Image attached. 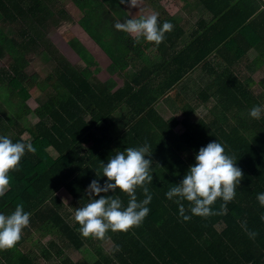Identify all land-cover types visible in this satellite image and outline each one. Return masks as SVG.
Returning a JSON list of instances; mask_svg holds the SVG:
<instances>
[{
	"label": "trees",
	"instance_id": "trees-1",
	"mask_svg": "<svg viewBox=\"0 0 264 264\" xmlns=\"http://www.w3.org/2000/svg\"><path fill=\"white\" fill-rule=\"evenodd\" d=\"M54 1L0 0V135L13 143L31 142L37 150L22 157L19 170L9 174V191L0 197V213L10 215L18 204L31 213L30 226L23 230L21 240L14 248L0 251V264H38L35 250H26L23 236L26 240L39 229L53 236L40 246L43 256L53 264H260L264 206L257 196L264 193V114L257 120L250 111L254 106H264L263 1L190 0L198 2L202 10L191 25L194 31L185 35L179 27L181 20L174 17L181 3L160 6L156 11L160 26L165 21L173 25L169 36L165 33L164 42L171 44L160 62L176 66V71L170 79L155 83L151 67L138 71L125 68L153 43L143 38L136 43L129 34L115 29L117 21L123 23L130 18L124 4L119 0H59L60 19L70 18L65 4H75L82 14L78 23L112 58L109 71L125 80L124 86L114 92L113 80L102 84L90 77L92 57L70 30L62 34L87 67L76 69L65 57H55L47 50L41 71H26L33 51L51 43L45 38V28L51 15L48 5ZM183 6L190 8L189 4ZM179 42L184 44L180 51H169ZM40 51L41 55L44 51ZM249 53L254 54L252 59ZM8 58L9 64L1 66ZM120 62H124L122 66ZM157 69L163 70L153 66L152 71ZM198 70L205 73L207 84L200 85L195 95L198 102L192 106L179 88ZM254 73L261 77L254 78ZM30 93L38 102L35 109L26 103L32 97ZM169 96L175 97V104L170 106L182 112V118L176 114L166 118L156 107L162 98L168 102ZM205 106L210 108L209 113L191 121L195 109ZM32 112L38 121L29 124L27 116ZM179 125L184 131H176ZM214 141L235 157L243 179L235 199L227 204L226 215H193L184 200L185 215L191 217L185 221L177 198L170 200L166 193L196 163L199 149ZM145 144L152 152L146 156L152 160L153 173L152 183L146 185L153 197L147 205L149 214L139 227L128 232L109 230L103 241L84 238L57 192L65 188L75 199L76 209L85 206L90 202L87 190L92 180H98L101 186L107 181L96 170L102 175V164L118 152ZM49 146L56 156L47 151ZM100 195L119 196L124 207L129 201L119 189ZM136 195L138 201L145 198L142 188H137ZM223 203L218 198L213 211H220ZM250 232L257 233L255 238L249 236ZM107 240L113 241L109 252L101 246ZM66 248L69 250L64 252ZM79 251L89 257L97 252L98 258L90 262L77 256L75 252Z\"/></svg>",
	"mask_w": 264,
	"mask_h": 264
},
{
	"label": "clouds",
	"instance_id": "clouds-1",
	"mask_svg": "<svg viewBox=\"0 0 264 264\" xmlns=\"http://www.w3.org/2000/svg\"><path fill=\"white\" fill-rule=\"evenodd\" d=\"M119 3L129 8H140L141 0H119ZM114 27L129 34L136 43L143 38L149 43L159 45L165 39V33L172 30L173 25L165 21L160 26L157 14H144L128 18L123 23L117 21ZM262 114L264 106H254L250 111V116L257 120L262 118ZM52 149L55 151L53 147ZM36 151L31 142L13 143L9 137L0 135V197L9 191L11 183L9 174L19 170L22 157L26 152L35 154ZM151 154L150 146L147 144L138 148L127 147L109 159L107 164H102V175L96 170L97 175L106 176L107 181L101 186L98 180H92L87 190L90 202L77 208L74 213V219L80 225L79 231L84 238L92 237L103 241L108 238L109 230L128 232L143 223L150 212L147 205L153 198L146 186L153 181V173L150 171L152 160L146 158ZM195 160L196 163L189 168L183 180L166 193L167 198L170 200L177 198L180 215L185 221L191 217L185 215L186 209L182 203L184 200L189 202L188 210L193 215L201 217L226 215L227 204L235 199L236 188L243 179L242 169L237 167L235 157L226 153L225 146L216 141L201 147ZM137 188L143 189L145 198L142 201L137 199ZM117 189L129 197L126 207L119 196L100 195L110 191L116 192ZM97 196L98 199L95 198ZM218 198L224 203L220 211H213L212 205ZM257 199L261 206H264V193L258 194ZM30 216L31 213L24 210L23 204H18L10 215L0 213V251L16 246L22 238L23 230L30 226ZM256 235L255 232L249 233L251 238H255ZM116 250L119 251V247ZM263 251L260 264L264 262ZM246 264L255 263L249 261Z\"/></svg>",
	"mask_w": 264,
	"mask_h": 264
},
{
	"label": "crops",
	"instance_id": "crops-1",
	"mask_svg": "<svg viewBox=\"0 0 264 264\" xmlns=\"http://www.w3.org/2000/svg\"><path fill=\"white\" fill-rule=\"evenodd\" d=\"M185 1L186 0H158V2L161 3V7L166 6L167 4H169V2H173V4H175L177 2L181 3V8H180L179 12H181L182 14H185L190 9L189 7H184L183 4L188 5L190 3H193V2H190V0H189V3H187V1L186 2ZM262 1H263V6L260 8V10H262L264 12V0H262ZM73 5L75 8H77L75 6V4H73ZM124 6H125L127 14L130 16V18L139 17V16L144 15V14H155L157 10H160L158 8H155L151 4L150 0H141L140 8H129L127 5H124ZM199 6H201V5H199ZM251 7L252 6L249 5L248 8H251ZM48 8H49L48 13L50 12L51 15L49 16V19H48L47 28L49 29L50 26L51 27L53 26L55 29L51 39H53V40L62 39V42H60L61 43L60 50L57 53V55L60 57L61 56L65 57L66 60L71 65L74 66L73 61L70 60L68 55L71 52H73L74 54H77V53L69 45L67 40L64 38L63 34L58 29L59 28V0L54 1L51 5L49 4ZM65 10L68 13L67 9H65ZM68 15L70 16L69 13H68ZM71 17H73V16L71 15L70 18ZM66 24H67L66 29L68 30L70 26L68 23H66ZM189 26H190V30H191V25H189ZM179 27L183 30V32L181 31L183 34L187 31L186 24L184 22L179 23ZM70 32L73 34V37L77 41H79L81 43V45L84 46L86 51L92 57L90 60V65H89L90 66L89 71H90V74H92L90 77H94L95 79H97L102 84L112 82L111 80H113L115 83V88H114L113 92L117 91L118 89H121L125 84V80L122 77H120L118 75V73L112 74L109 71V68L112 65L113 61H112V58L105 52V50L89 34H87L84 29L81 28V26L79 25L78 22L74 26V29H72ZM59 33L61 34L60 36H59ZM167 33L169 36V32H167ZM165 40L166 39H164L162 42V43H164L163 46H162V44H160L161 45L160 46V45H156L155 43H153V47L151 45L150 48H147L144 51V55L137 57L136 61L134 63L129 64L128 66L125 67L126 70L138 71L141 68H144L145 66H148L151 68H153V66H157L158 68L162 67L163 68L162 72H160V69H157L158 71H155V72L152 71V73H154L153 77L155 79V81H153V82L159 83V80H165L167 78L170 79L172 73L176 71L175 70L176 66H170L169 64H165V63L162 65V63L160 62L161 56H164L167 53L168 48H169L168 46H169V44H171L168 41L164 42ZM176 45L172 46L171 50H169V51H172L174 49L177 51H180L183 48L182 46L184 44L179 42V44H176ZM77 57H79L78 59L81 60V62H82L81 64H84L85 67H87V64L83 61V59L78 54H77ZM166 59L169 60L170 57L168 56ZM92 61L94 62L93 65H91ZM99 62L106 63L105 64L106 65L105 71L101 70V67H100L101 65ZM105 73L107 74L108 78H105V77L102 78V74H105ZM161 74H162V76H160ZM190 77H191V75H190ZM184 81H183L184 84L189 83V82H190V84H195V74L193 75L191 81L186 82L187 81L186 78L184 79ZM164 104H165V99L162 98L160 100V102L157 103L156 107H158L160 109V111L161 110L164 111L167 107L169 110V106H167L165 104L167 106V107H165ZM59 193H60V191H58V193H57L58 196H59ZM47 236H50V237L48 238ZM51 237H53L51 233L46 232V230L39 229V230L35 231L26 240L23 236V241H24V245L26 246V250L33 249L36 251V250H38L37 243H41L43 245H46L48 242L51 241V239H52ZM35 254L37 256V263L38 264H49L50 260L47 259L46 257H44L41 252L40 253L35 252ZM42 260L43 261L46 260V261L43 263ZM51 262L53 264V261H51Z\"/></svg>",
	"mask_w": 264,
	"mask_h": 264
},
{
	"label": "rangeland",
	"instance_id": "rangeland-1",
	"mask_svg": "<svg viewBox=\"0 0 264 264\" xmlns=\"http://www.w3.org/2000/svg\"><path fill=\"white\" fill-rule=\"evenodd\" d=\"M150 2H151V4L155 7V8H160V6H161V3L160 2H158V0H150ZM197 4V5H196ZM196 4L195 3H190L189 5H190V9L188 10V12H186L185 14H182L181 12H178L174 17L176 18V19H178V21L179 20H181V23H185L186 24V28H187V31H190V26L189 25H192L193 23H194V21L196 20V19H194L196 16H200V13H199V11L200 10H202L201 8H200V6L198 5V2H196ZM125 7V6H124ZM143 7V6H142ZM65 8L67 9V11H68V13L70 14V16L72 15L73 17H71V18H68V19H60V17H59V24H60V26H59V31L61 32V33H63L65 30H67L66 29V27H67V24L66 23H68L69 24V29L68 30H72V29H74V26L77 24V22H78V20H80V18H81V16H82V14H81V12H80V10L78 9V8H75L74 7V5H73V3H71L70 1H68L66 4H65ZM67 13V14H68ZM156 14V13H155ZM204 18L205 19H208L209 17L208 16H206V15H204ZM184 19V20H183ZM31 20H34V19H32L31 18ZM52 23V22H51ZM79 25L81 26V28L82 29H84L85 30V28L79 23ZM105 27H106V25H104ZM54 27L52 26H50V28L48 29L47 27L45 28V31L47 32V34H46V37L45 38H47V40H48V42H51L50 43V45L52 46V48L54 49H51V47H50V45L49 44H45L44 46H42V47H38L37 48V51L36 52H34L33 51V53L32 54H34V55H31L32 56V61L29 63V66L27 67V69H26V71L27 72H29V73H31V72H35L36 70H38V71H41V68H42V65L44 64L43 62H44V58L46 57V56H48V53H47V50H51V51H53L54 52V55H55V57H57V53L59 52V50H60V46H61V43L60 42H62V39H59V40H53V39H51L52 38V35H53V32H54ZM192 32L194 31V29L192 28V30H191ZM85 32L88 34V32L85 30ZM7 33H8V30H7ZM93 33H96V31H94ZM97 34V33H96ZM61 34L59 33V36H60ZM60 38V37H59ZM46 40V41H47ZM114 41V38L110 41V44L112 43ZM164 44V43H163ZM163 44H162V46H163ZM117 44H115V46H116ZM161 46V45H160ZM44 51L41 55L39 54V51ZM40 51V52H41ZM68 57L70 58V60H72L73 61V64H74V68H76V69H80V68H82V67H85V65L84 64H81L82 62H81V60L80 59H78L79 57H77V54H74L73 52H71L69 55H68ZM248 57L250 58V59H252L253 57H254V54H252V53H249L248 54ZM48 58V57H47ZM9 62H10V59L8 58V59H5L3 62H2V64H1V66H7L8 64H9ZM220 62V61H219ZM100 63V67H101V70H103V71H105V64L106 63H101V62H99ZM124 63V62H123ZM123 63L122 62H120V63H118V64H120L121 66L123 65ZM216 63H218V62H216ZM221 63V62H220ZM246 62L245 61H243L242 62V64H245ZM214 64V63H213ZM47 67H48V69H50V66H49V64H47ZM111 67V66H110ZM117 68H119L120 66H116ZM151 69V72H152V68H150ZM119 70V72H121V73H123L124 71H123V69L122 68H119L118 69ZM248 71H251L250 69H248ZM247 72V71H246ZM203 74L205 75V73H201V71L200 70H198L196 73H195V84H191V85H189V84H180V87L181 88H179L180 89V91L182 90L183 91V94H184V96L186 97V100H187V102L190 104V105H192V106H194V105H196L195 103L196 102H198V100L196 99V96L195 95H198V93H199V90L201 89V87H200V85L201 86H204V85H206L207 83H205L206 82V80H207V78H203L204 76H203ZM254 78H256V79H258V78H260L261 77V75H259V74H257V73H254ZM108 78V76H107V74L105 73V74H102V78ZM192 77H193V75L190 77V78H188L187 79V82H189V81H191L192 80ZM181 91V92H182ZM192 92V93H190V94H187V93H184V92ZM30 95H31V93H30ZM32 96V95H31ZM167 99H168V102H165V104H167V106H170V104L171 105H174L175 104V97L173 96V97H171V96H169V97H167ZM26 103L28 104V106L30 107V108H36V107H38V102L35 100V96H32L31 98H29V99H27L26 100ZM164 104V105H165ZM166 105H165V107H167ZM178 108V107H177ZM167 109V110H166ZM164 111H161V112H164V115L166 116V118L167 117H170V116H172V115H174V114H176V116H179L180 118H182L183 117V114H182V112H177V109H174L173 107H169V110H168V107L166 108ZM209 107H207V106H205V107H201V108H196L195 109V112L191 115V121H193V122H195L196 120H197V118H200V117H203V116H205L206 114H208L209 113ZM123 112V111H122ZM117 115V117H120L121 116V113H118V114H116ZM27 120L29 121V124H34V123H36L37 121H38V116L36 115V113L35 112H32V113H30L28 116H27ZM184 129H182V127L179 125L177 128H176V131L177 132H182ZM47 150L51 153V155H53V156H56V154H57V152H55L53 149H52V147H48L47 148ZM59 197L60 198H62V201L64 202V204H66V205H68V210L70 211V213H71V216H73V219H74V213H75V209H76V207H74L75 206V203H76V201H75V199H73L72 198V196L69 194V192L64 188V189H61L60 190V193H59ZM75 201V202H74ZM71 223H73V222H71ZM46 227H50V226H48L47 224L45 225ZM48 238L50 237V236H47ZM52 238V237H51ZM92 238V237H91ZM40 245H43V244H41V243H37V246H38V250H36L35 252H37V253H40L41 251L39 250L40 249ZM113 245V241L112 240H107V241H104V243H102L101 244V246L103 247V249H104V251H107V252H109L110 251V249L112 248L111 246ZM86 247H88L89 248V250H91V246L90 245H86ZM69 249L68 248H66V249H64V252H67ZM72 251H73V253H74V251H76V250H74V249H72ZM93 252V251H92ZM71 253V252H70ZM76 254H77V256H80V257H84V258H88L89 259V261L90 262H92V261H94L96 258H98V255H97V252H93L92 254H93V256H90L89 257V255L88 254H86L85 252H83V251H79V252H75ZM75 258H79V257H75ZM46 261V260H45ZM45 261H43L42 260V262L44 263ZM49 264H52V262L51 261H49Z\"/></svg>",
	"mask_w": 264,
	"mask_h": 264
},
{
	"label": "built area",
	"instance_id": "built-area-1",
	"mask_svg": "<svg viewBox=\"0 0 264 264\" xmlns=\"http://www.w3.org/2000/svg\"><path fill=\"white\" fill-rule=\"evenodd\" d=\"M263 260H264V251H263ZM263 264H264V262H263Z\"/></svg>",
	"mask_w": 264,
	"mask_h": 264
}]
</instances>
